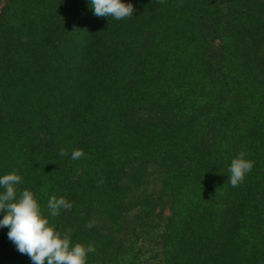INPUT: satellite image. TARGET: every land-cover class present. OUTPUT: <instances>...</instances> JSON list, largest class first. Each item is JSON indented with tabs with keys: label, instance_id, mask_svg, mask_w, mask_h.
I'll use <instances>...</instances> for the list:
<instances>
[{
	"label": "trees",
	"instance_id": "trees-1",
	"mask_svg": "<svg viewBox=\"0 0 264 264\" xmlns=\"http://www.w3.org/2000/svg\"><path fill=\"white\" fill-rule=\"evenodd\" d=\"M122 2L0 0V177L72 202L86 264H264V0ZM8 231L0 264H32Z\"/></svg>",
	"mask_w": 264,
	"mask_h": 264
},
{
	"label": "clouds",
	"instance_id": "clouds-1",
	"mask_svg": "<svg viewBox=\"0 0 264 264\" xmlns=\"http://www.w3.org/2000/svg\"><path fill=\"white\" fill-rule=\"evenodd\" d=\"M164 2L165 0H159V3ZM90 4L93 14L98 18L123 20L131 18L136 11L133 4H126L122 0H90ZM75 32L81 30L77 28L73 33ZM58 155L64 157L69 154L62 148ZM246 155V152L241 151L231 161L228 182L233 187L243 183L246 174L254 167L255 161L246 159ZM84 156L82 149L71 153L72 160H79ZM17 171L0 177V188L3 189L0 192V212H6L0 220V228L9 229L8 239L18 252L31 259L32 264H86L87 255L95 251L94 245L73 244V229L60 232L50 221V218L59 216L61 210L70 211L72 202L64 196L58 198L53 195L47 201L48 214L45 215L31 190L25 189L18 195L17 185L23 183V179ZM99 183L102 184L103 181Z\"/></svg>",
	"mask_w": 264,
	"mask_h": 264
}]
</instances>
